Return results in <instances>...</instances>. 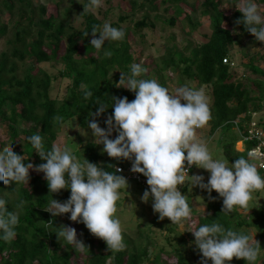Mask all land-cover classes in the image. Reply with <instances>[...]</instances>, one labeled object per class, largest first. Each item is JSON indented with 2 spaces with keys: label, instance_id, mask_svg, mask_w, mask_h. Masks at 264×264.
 <instances>
[{
  "label": "trees",
  "instance_id": "trees-1",
  "mask_svg": "<svg viewBox=\"0 0 264 264\" xmlns=\"http://www.w3.org/2000/svg\"><path fill=\"white\" fill-rule=\"evenodd\" d=\"M51 1L56 6V14L45 15L42 9L41 13L40 9L38 13V6L42 4H36L33 0H0V10L8 13L9 21L12 23L11 36L6 39V46L0 51V121L5 124L9 133L8 138L0 142V149L11 147L14 153L25 156L27 160L22 163L27 164L31 161L34 166L46 161H41L39 156L33 153L27 137L38 132L43 138L45 150H49L63 126L75 125L81 130L88 129L89 113L96 112L97 105L94 103L97 101L109 107L105 113L94 118L98 125H104L103 118L112 114V97H126L129 102L134 99L133 92L114 87L117 81L110 77L111 70L118 68L127 73L133 63L129 43L126 40V29H122L124 32L122 40L111 44L105 42L104 46L112 53L111 57L105 58L102 51L96 52L90 45L91 28L101 25V21L91 11L83 12L86 0H81L82 4L80 0ZM65 1L68 3L63 5ZM165 1L167 0L162 2ZM168 1L172 2L177 15L183 14L178 2L184 0ZM256 1L263 6L264 12V0ZM150 3L153 4L152 1ZM136 4L134 0H130V12L134 11ZM190 5L191 14L194 15L197 8L193 4ZM139 6L142 7L143 4ZM76 12L82 18L79 28L74 27L70 19ZM191 14L183 15L190 19ZM199 14L209 18L211 33L207 41L191 47L187 56L175 49L169 50L161 60L163 67L157 66V69L179 71L188 79L195 81L197 87L210 88V119L205 125L206 135L201 134L204 127L198 129L197 134L208 144L211 141L210 137L218 131L220 144L218 154L222 161L231 165L233 160L241 156L247 157V151H238L235 148L240 134L234 128L233 121L236 119L247 121L251 113H259L261 102L264 100L263 83L257 78L253 79V89L244 80L231 78L230 49L242 38L252 36L244 30L242 24L236 23L242 14L235 8L228 17L216 0L201 2ZM125 17L120 15L119 20L122 21ZM176 20L177 17L172 16L169 18V23L174 25ZM226 21L233 23L237 31L234 35L231 28L223 25ZM147 22V17L143 16L135 26L142 27L147 25ZM148 25L151 26V23ZM7 29L8 24L0 23V37L6 34ZM85 31L89 33L87 37L83 35ZM63 40H65L64 47L61 46ZM51 61L62 64L57 76L69 80L66 97L56 98L50 95L51 82L55 76L38 65ZM247 65L253 73L264 75L253 61H249ZM142 76L144 79H150L148 75ZM82 84L92 93L87 99L84 98ZM256 90L258 93H255ZM55 116L63 118L62 125L53 123ZM258 122L264 126L263 121ZM240 129L244 132V126L242 128L241 124ZM21 134L22 138H20ZM115 137L109 138L115 139ZM249 146L250 143H247V149ZM73 152L80 158V162L86 159L109 172H113L116 165H124L127 161L109 158L106 153L98 150L94 141L85 143L81 152L77 149ZM195 169L196 167L190 170V176ZM257 170L264 178V171L258 166ZM116 174L125 178L121 173ZM29 177L27 185H0V197L9 201L6 204L7 211H12L20 200L26 202L15 227L16 236L9 242L0 241V264H79V258L81 264H107L108 261L111 264H143L147 260L151 264H196L194 260L197 262L201 259L193 243L184 251L173 245L171 254L174 255L175 262L167 263V259H162L161 254L168 252L160 247L158 252L150 254L151 243L147 236L144 242L140 231L137 238L142 237V240L126 239L123 250L112 253L107 249L105 242L90 234L83 223H78L79 231L76 236L87 248L83 252H75L72 246H62L55 236L56 228L67 226V223L58 216L53 217L43 207L47 206L51 198L61 203L65 202L70 196V190L62 189L50 196L43 173L29 174ZM187 184L188 178L180 191L185 192ZM185 196L191 209L192 219L197 213L190 196ZM211 196L215 199L210 200L208 193L204 197L203 206L206 213L196 216L194 226L191 225L193 223H188L192 230L216 221L225 228L242 231L248 235L249 228L255 229L260 239L264 240V199L259 207L253 208L245 215L242 214V211H247L245 209L241 211L237 209L225 215L221 213L222 198L218 197L215 191ZM64 215L68 216V214ZM48 221H51L52 225L45 228L44 225ZM189 234V238L194 241L191 232ZM177 240L184 248L185 239L178 236ZM168 245H172L169 239ZM260 247H264V243L260 244ZM229 263L245 264V261L234 257ZM208 264H211V261ZM260 264H264V256Z\"/></svg>",
  "mask_w": 264,
  "mask_h": 264
},
{
  "label": "clouds",
  "instance_id": "clouds-1",
  "mask_svg": "<svg viewBox=\"0 0 264 264\" xmlns=\"http://www.w3.org/2000/svg\"><path fill=\"white\" fill-rule=\"evenodd\" d=\"M99 5L100 0H86L83 12L92 11ZM236 9L242 14L236 23L242 24L246 32L264 45V15L255 0H239ZM83 35L87 37L88 31ZM91 36V47L109 58L112 53L104 46L105 41L108 44L120 41L124 32L105 22L93 26ZM145 72L139 63H132L127 73L120 72L114 87L133 92L134 99L129 102L126 97L111 98L112 114L104 121L106 129L99 127L94 118L109 107L99 101L94 103L96 112H90L87 120L93 141L96 145H103L102 153L109 158L131 161L130 171L146 177L148 188L141 201L147 203L151 199L152 210L158 214L159 220L167 218L171 225L180 226L194 223L186 196L178 190L186 178L192 187L206 191L210 200L215 199L211 196L215 191L222 198L221 213L228 215L237 209H246L252 193L264 189V178L259 175L254 162L264 159V156L253 150L247 157L233 160L230 166L214 158L206 141L197 139L196 135L197 130L210 119L203 89L184 85L172 94L156 80L141 78ZM81 89L85 99L92 95L85 85L82 84ZM53 123L62 125L63 118L55 116ZM113 131L117 135L110 139ZM27 140L33 153L46 162L35 166L24 164L25 156L6 146L0 149V185H27L29 170L43 173L50 196L62 189L70 190L69 198L63 203L51 198L43 207L45 211L53 217L70 214L71 221L83 223L90 234L105 242L110 252L123 250L121 224L115 214L121 189L126 191L128 184L123 176L116 174L120 169L109 172L86 159L80 162L66 145L53 144L45 150L38 132ZM192 166L209 173L206 183L203 176L188 174ZM259 166L264 168V164ZM7 203L9 201L0 197V241L3 242H9L16 236L15 227L26 204L20 200L12 211H7ZM49 225H52L51 221L44 227ZM56 229L55 236L62 246H72L75 252H83L87 248L77 239L74 228L62 225ZM188 232L193 235L192 243L200 254L199 264H208L209 261L211 264H228L234 257L243 259L245 264H256L262 250L253 237L225 228L216 221Z\"/></svg>",
  "mask_w": 264,
  "mask_h": 264
},
{
  "label": "rangeland",
  "instance_id": "rangeland-1",
  "mask_svg": "<svg viewBox=\"0 0 264 264\" xmlns=\"http://www.w3.org/2000/svg\"><path fill=\"white\" fill-rule=\"evenodd\" d=\"M36 4H42L38 6V13L40 9L44 12L45 15L56 14V6L51 0H33ZM137 4L133 12H130V0H100V5L91 12L93 15L101 21V25L105 22H109L113 27L119 29H126V40L129 43V51L133 57V63L141 64L145 69V75H148L150 79L156 80L161 86L168 88L169 92L175 94L176 88L180 86L187 85L193 88H202L207 99L208 106L211 103V91L209 87L201 86L197 87L196 82L188 79L183 73L166 69L158 71V67H163L161 62L162 58L168 53L169 50H177L183 53L185 56L189 55L191 47L198 46L203 42H206L210 33L211 26L209 24V18L207 16H202L199 14V8L201 2L204 0H184L178 2L179 7L182 9L183 14H191V5L197 8V12L192 15L191 18L187 19L183 14L177 15L174 11V6L171 1L164 0H134ZM153 2V4L150 3ZM219 3L220 9L230 17L233 9L236 8L239 0H216ZM81 4L83 3L80 0ZM257 3V1L255 0ZM68 2H63V5ZM143 4L142 7L139 5ZM259 10L262 15L263 6L258 4ZM42 7V8H41ZM81 9H79L80 11ZM122 15L125 17L124 20L120 21L119 16ZM143 16L147 17V25L142 27L135 26V23L139 21ZM176 16L177 20L174 25L169 23V18ZM9 15L6 11L0 10V23L8 24L7 32L4 36L0 37V51L6 46V39L11 36V26L12 23L9 21ZM71 23L74 27H81L82 18L79 16V13H73L70 17ZM229 20H231L229 18ZM232 21V20H231ZM231 21H226L223 23L224 26L231 28L233 35L237 32L233 27ZM151 23V26L148 24ZM153 24V25H152ZM106 42V41H105ZM65 40L62 41V47H64ZM190 47V48H189ZM62 49V48H61ZM60 49V50H61ZM61 52V51H60ZM59 52V53H60ZM230 60H232V66L230 68L231 78L233 80L240 79L245 81L247 85H250L254 89L252 80L257 78L262 81L264 88V75L260 73H253L247 64L249 61H253L259 69L264 72V45L256 41L254 36L244 37L237 44H233L230 49ZM39 67L48 71L55 78L51 82L50 95L56 98H63L68 95V86L69 80L62 79L57 76L58 71L62 68L60 62H45L38 65ZM20 70V65L18 72ZM120 69L115 68L110 71V77L116 79L118 82L120 78ZM113 73V74H112ZM116 73V74H115ZM112 74V75H111ZM114 75V76H113ZM143 75V74H142ZM143 78V76L141 77ZM163 82V83H162ZM258 93V90L255 91ZM261 110L256 114L255 119L261 120L264 122V100L261 102ZM106 117L103 118L105 121ZM105 125V124H104ZM98 125L102 129H106V125ZM207 127L201 130L202 135H206ZM205 133V134H204ZM8 130L5 124L0 121V142L8 138ZM117 133L113 131L112 136H116ZM203 136V137H204ZM23 135H20L22 138ZM219 132H215L212 135L211 141L207 144L208 150L213 154V157L220 159L218 154L220 144L218 142ZM79 140V141H78ZM200 140H204L200 138ZM93 141L91 135V130H81L75 125H65L59 132L56 140L53 144L60 146H68L74 151L77 149L81 152L84 144ZM205 141V140H204ZM95 142V141H94ZM96 143V142H95ZM52 144V145H53ZM98 150L102 153V144L97 145ZM237 150L241 149L237 144L235 145ZM74 154V152H73ZM222 155V154H221ZM77 160L80 161V158L75 155ZM29 163H32L31 161ZM228 164V163H227ZM230 166V164H228ZM38 172L29 170V174H37ZM193 175H200L204 177V182H207L209 173L203 169L196 168ZM128 187L125 190L122 189L120 199L116 202L117 212L115 214L116 218L120 220L123 244L126 239H140L146 236L150 241L149 251L150 254L158 252L160 247H163L168 253L161 254V258L166 260L167 263L175 262V257L171 253L173 245L175 247L187 250L189 245L192 244V239L190 236V229L192 228L189 224L180 225H171V222L166 218L164 220L158 219V214L154 213L151 207V199L147 203L141 201V196L143 195V189L140 185L132 180L126 179ZM186 191H180L182 195H189L192 201V204L196 210V213L192 219L194 221L192 226L195 225L196 216L198 214L206 213L204 209V197L206 191L200 189L196 186H191L188 181L186 186ZM264 199V189L253 192L252 198L248 203V207L245 209L247 211H242V214L248 213L253 208L259 207ZM241 211V209H238ZM69 215L65 216L60 215L58 218L67 223V226H70L75 229L76 235L79 231L78 223L73 222L69 219ZM190 227V229L188 228ZM142 237H138V233ZM248 233L250 237H253L256 241H260L258 232L255 229L249 228ZM178 236H182L185 239L184 248L183 245L177 240ZM168 239L172 245H168ZM81 241V240H80ZM264 240L259 242L260 244L264 243ZM125 245V244H124ZM261 252L258 256L256 264H260L264 256V247L261 248ZM152 258V255L150 256ZM196 264H199L200 261L194 260ZM79 264H81V259H78ZM107 264H111L108 261ZM143 264H151L149 260L145 261ZM232 264V263H229Z\"/></svg>",
  "mask_w": 264,
  "mask_h": 264
},
{
  "label": "built area",
  "instance_id": "built-area-1",
  "mask_svg": "<svg viewBox=\"0 0 264 264\" xmlns=\"http://www.w3.org/2000/svg\"><path fill=\"white\" fill-rule=\"evenodd\" d=\"M256 114L257 113H251L250 119L247 121H241L238 119L233 121L234 128L240 134V139L237 141L236 144L239 147L241 146V149L238 151H244L245 150V151H247V154H248L250 151L255 150L256 152L261 154V156H264V126L259 124L258 120L255 119ZM240 124H241L242 128L244 126V132H241L242 130L240 129ZM196 135H197V139L200 140L197 132H196ZM247 143H250V146L248 147V149H247ZM254 162L257 163V166L261 170L264 171V168H261L259 166L260 164H264V159H260L258 161H254ZM185 167H187L186 162H185ZM194 167L195 166H192L189 169L188 174H189L190 170ZM115 168H119L120 171L118 173L123 174L126 179H132V180L136 181L142 187L143 191H145L148 188V186L146 184V178L144 176H142L141 174L133 173L130 171L131 161L127 160L124 163V165H116ZM182 187L183 186H178V190L180 191L182 189Z\"/></svg>",
  "mask_w": 264,
  "mask_h": 264
}]
</instances>
